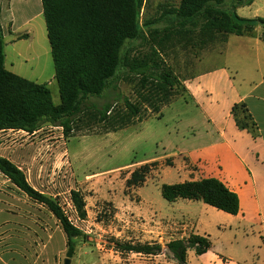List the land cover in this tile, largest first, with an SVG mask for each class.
I'll use <instances>...</instances> for the list:
<instances>
[{
  "label": "crops",
  "instance_id": "obj_1",
  "mask_svg": "<svg viewBox=\"0 0 264 264\" xmlns=\"http://www.w3.org/2000/svg\"><path fill=\"white\" fill-rule=\"evenodd\" d=\"M254 6V18L259 17L257 13L264 7V0H254L238 8L237 13L241 16L243 9ZM261 33L229 35L227 42L216 43L220 51L213 46L211 54L199 61L206 59L210 63L183 80L187 89L184 96L164 108L160 116L140 123L136 132L141 134L144 126L155 130L147 131L157 143V152L150 160L171 159L169 168L178 171L179 183L216 178L239 196L238 215L199 200L179 199L171 203L166 232L180 235V239L192 234L209 236L212 241L211 249L202 255L189 250V264H264V40ZM0 38L5 43L6 69L33 80L37 69L47 67V57L52 58L42 0H0ZM37 38H40L43 63L36 59L37 53L25 55L17 47L20 43L29 46ZM8 44L14 53L10 60L6 52ZM39 80L37 76L33 81L41 83ZM238 103L247 105L256 123L255 135L237 127L231 111ZM16 151V145L0 146V155L22 169L12 156ZM24 172L30 184L42 191L40 183L34 184ZM36 205L39 206L0 172V264H60L59 242L65 235L58 226V235L44 239V208L40 206L41 211ZM15 232L24 239L12 237L11 233ZM29 233L34 238L30 239ZM166 258L162 257L161 264H177L171 257Z\"/></svg>",
  "mask_w": 264,
  "mask_h": 264
},
{
  "label": "trees",
  "instance_id": "obj_2",
  "mask_svg": "<svg viewBox=\"0 0 264 264\" xmlns=\"http://www.w3.org/2000/svg\"><path fill=\"white\" fill-rule=\"evenodd\" d=\"M144 0H42L47 37L59 86L61 103L56 105L48 85L17 75L5 67V43L0 38V131L35 133L45 122L60 127L66 138L79 124L90 127L102 124L106 133L126 129L136 121H143L145 112L161 115L164 108L184 96L187 89L173 68L160 55L163 43L173 35L192 34L193 31L165 30L150 33L151 52L142 57L131 54L127 45L141 37L140 10ZM180 0L173 10L183 22L199 20V39L204 45L227 42L229 35L252 34L262 26L264 18H244L237 9L254 0ZM191 42L193 38H187ZM160 48V49H158ZM125 54V55H123ZM128 71L126 78L133 82L137 102L125 99L122 107L105 104L88 105L91 98L100 99L118 80L121 69ZM240 130L255 135L256 123L245 103H238L231 111ZM159 166L157 162L144 164L131 173L127 187H139ZM0 172L31 201L44 206L59 222L66 237V256L75 255L78 242L85 236L75 226L58 199L34 188L13 161L0 155ZM162 196L168 202L179 199L199 200L231 215L240 211L239 196L216 178L185 181L162 185ZM71 202L78 217H87L85 196L80 190H71ZM113 247L123 253L148 256L160 255L164 248L158 242H123L113 238ZM212 247L209 236L192 234L174 239L165 245V251L177 264H189L188 252L197 255Z\"/></svg>",
  "mask_w": 264,
  "mask_h": 264
},
{
  "label": "rangeland",
  "instance_id": "obj_3",
  "mask_svg": "<svg viewBox=\"0 0 264 264\" xmlns=\"http://www.w3.org/2000/svg\"><path fill=\"white\" fill-rule=\"evenodd\" d=\"M229 3L228 0L226 8L229 7ZM179 4L180 0H144L139 23L142 35L147 39L141 37L131 42L124 52L131 48V54L136 57L150 54L149 36L151 32L157 30L162 36L166 29L191 30L192 34L171 36L160 50V55L167 65L173 68L181 80H185L210 63L206 59L199 61L210 55L212 47L220 42H209L204 45L199 39L197 28L200 21L185 23L173 13ZM255 9L256 6L246 7L240 15L254 18ZM257 14L264 18V7ZM261 32L262 26L258 25L253 35ZM189 36L193 38L191 42L187 40ZM17 47L25 55L37 53L36 59L40 63L44 62L40 38L29 46L20 43ZM11 49L12 46L8 44L6 52L9 60L14 55ZM215 49L220 51L219 46ZM47 61V67L37 69L36 75L40 76L39 81L42 84L48 85L52 99L58 105L61 98L55 79L54 63L49 56ZM127 74L128 71L123 67L118 80L105 95L100 99L91 98L87 102L88 105L94 103L101 107L110 104L120 108L124 105L125 99L137 102L135 86L140 77L131 82L127 80ZM37 76L32 77L33 80ZM155 116L158 117L145 112L143 121H136L126 129L110 133H106L105 127L99 123H94L90 127L79 124L70 138L64 136L62 128L47 122L33 134L24 131L18 133L0 131V146L2 143L8 146L16 145L17 151L12 155L14 161L28 173L34 184L40 183L43 193L58 199L72 223L83 232L85 238L78 242L76 253L71 257V264H161L162 257L170 258L166 251L165 255L156 257L137 253L122 254L116 251L112 242L113 238L123 242H158L165 248L170 241L179 239L180 235L164 230L165 225L169 224L166 222L171 213L172 202L163 198L161 189L164 184L180 182L178 171L169 168L172 164L171 159L150 160L157 152V143L147 132L155 131L152 127L144 126L141 134L136 133L141 127L140 123ZM153 162H157L159 166L152 170L143 185L127 187L126 181L134 170ZM71 190H80L85 196L87 211L85 220L80 219L74 209L70 198ZM38 205L36 207L41 211L44 208V239L49 240L58 235L59 222L44 206ZM11 235L24 239L18 232ZM29 238H34V235L29 233ZM65 239L61 238L59 242L60 264H64V260L68 258Z\"/></svg>",
  "mask_w": 264,
  "mask_h": 264
},
{
  "label": "water",
  "instance_id": "obj_4",
  "mask_svg": "<svg viewBox=\"0 0 264 264\" xmlns=\"http://www.w3.org/2000/svg\"><path fill=\"white\" fill-rule=\"evenodd\" d=\"M64 264H71V258H66L64 260Z\"/></svg>",
  "mask_w": 264,
  "mask_h": 264
},
{
  "label": "built area",
  "instance_id": "obj_5",
  "mask_svg": "<svg viewBox=\"0 0 264 264\" xmlns=\"http://www.w3.org/2000/svg\"><path fill=\"white\" fill-rule=\"evenodd\" d=\"M162 254H165V248H164V251L160 255H162ZM156 256H159V255H156ZM156 256H154V257H156Z\"/></svg>",
  "mask_w": 264,
  "mask_h": 264
}]
</instances>
